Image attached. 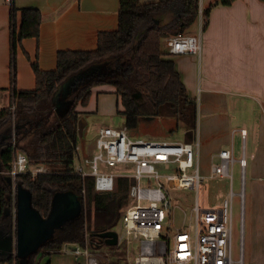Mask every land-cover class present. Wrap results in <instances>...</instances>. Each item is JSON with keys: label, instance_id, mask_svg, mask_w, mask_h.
Listing matches in <instances>:
<instances>
[{"label": "trees", "instance_id": "obj_1", "mask_svg": "<svg viewBox=\"0 0 264 264\" xmlns=\"http://www.w3.org/2000/svg\"><path fill=\"white\" fill-rule=\"evenodd\" d=\"M119 1L118 28L100 32L95 50L59 51L57 66L49 71L26 54L36 87L14 88L11 105L0 109V264H41L44 258V264H51L52 255L61 253L67 243L85 246L89 238L105 246L97 234L116 230L120 225L121 209L130 203L129 188L134 180L119 177L113 192L98 193L93 177L82 178L74 172L82 115L78 107L89 105L95 89H115L120 100L118 115L125 119L130 132L150 118L174 119L176 130L184 128L190 142L195 140L198 104L190 97L163 42L169 37L191 34L200 20V0ZM234 1L218 0L214 5L228 6ZM210 10H203L204 24ZM18 11L22 17L19 27ZM10 22L14 85L17 49L27 38L39 42L43 13L38 8L19 10L13 6ZM69 82L72 92L63 100V86ZM13 104L15 111L11 109ZM17 153L27 156L30 170L43 165L50 171L36 177L28 172L16 178V188L31 193L32 207L43 218L49 217L56 195L73 193L81 203L80 215L57 228L52 238L25 262L14 248L16 201L9 171Z\"/></svg>", "mask_w": 264, "mask_h": 264}, {"label": "crops", "instance_id": "obj_2", "mask_svg": "<svg viewBox=\"0 0 264 264\" xmlns=\"http://www.w3.org/2000/svg\"><path fill=\"white\" fill-rule=\"evenodd\" d=\"M157 1L142 0L143 3ZM217 1L200 0L202 10L211 8L205 26L203 20L201 23L199 20L193 30L197 31L191 33L199 34L202 28L200 57L185 54L168 58L175 62L190 97L198 104L195 140L200 143V163L202 160L210 171L212 164L220 161L221 150L233 149L235 157L240 154L242 158L245 154L246 188L241 205L245 264H264V1L236 0L228 6H216ZM13 6L19 10L38 8L43 13L39 42L27 38L17 49L14 85L11 68L13 25L10 22ZM119 8V0L0 2V109L11 105L14 88L32 90L36 87L31 61H38L41 69L49 71L56 68L59 51L95 50L100 32L118 28ZM21 22V11H18L17 27ZM163 45L166 49V40ZM97 89L109 96L99 97L95 110L93 93L89 105L80 112L89 113L88 116L98 121L102 128L110 124H101V120L118 118L120 100L112 86ZM80 121L87 124L83 117ZM92 150H95V142ZM81 154L91 156L93 152L86 154L83 149ZM219 187L218 192L223 193V186ZM46 261L44 258L41 264ZM51 264H87V261L82 256L61 252L52 255Z\"/></svg>", "mask_w": 264, "mask_h": 264}, {"label": "built area", "instance_id": "obj_3", "mask_svg": "<svg viewBox=\"0 0 264 264\" xmlns=\"http://www.w3.org/2000/svg\"><path fill=\"white\" fill-rule=\"evenodd\" d=\"M12 3L13 0H0ZM203 10L200 9V23ZM201 30L198 35H179L166 39V50L170 56L201 55ZM16 110L15 104L11 106ZM245 130H242L244 133ZM198 140L172 141L135 137L126 125L122 127L105 126L100 128L95 139V154L83 156L77 146L74 172L82 178L93 177L94 189L98 193H110L115 190L116 180L127 177L134 180L129 188L128 206L122 210L119 244L126 252L135 247L138 255L128 264H245L242 224L240 245L235 257L233 246L234 221L233 206L236 197L244 203L246 157L237 160L234 150H221L219 162L213 163L210 178L228 179L231 190L220 208L202 209L198 198L192 207L191 216L195 219V237L187 226V213L184 224L175 227V207L170 190H200L205 176L201 173L198 155ZM241 168V192L233 189L235 164ZM109 168H122V172L113 173L101 170V165ZM31 172L36 177L50 171L43 165L29 168V160L23 153L15 154L9 174L13 179V190L17 195L16 178L19 174ZM162 172H168L162 174ZM165 178L167 185L162 181ZM144 181L146 186H142ZM85 192V191H84ZM16 212V210H15ZM16 216V215H15ZM76 245L75 250L68 246ZM132 246V247H131ZM137 246V247H136ZM99 240H86V245L67 243L63 251L82 256L87 264H121L102 255ZM108 253V252H107ZM16 254V251H15ZM107 254H105L106 256ZM109 256V253H108ZM107 257V256H106Z\"/></svg>", "mask_w": 264, "mask_h": 264}, {"label": "rangeland", "instance_id": "obj_4", "mask_svg": "<svg viewBox=\"0 0 264 264\" xmlns=\"http://www.w3.org/2000/svg\"><path fill=\"white\" fill-rule=\"evenodd\" d=\"M205 26V24L203 23ZM195 30V29H194ZM197 31V30H196ZM195 31V32H196ZM192 31L191 33H193ZM194 32V33H195ZM193 35V34H190ZM198 35V34H196ZM197 56V55H196ZM200 56H197V58ZM116 94V93H115ZM102 95L109 96L106 93H99L98 89L94 92V96L92 101L94 104L92 105L93 108L97 107V100ZM117 96V95H116ZM91 101V103H92ZM119 101V100H118ZM120 106V101H119ZM79 110H83L84 107L79 106ZM81 118H85V122L80 123L79 126V133H78V145L82 149H86V154L89 152H93L95 154L96 150H92L93 142L99 133L100 130V123L94 120L92 117L88 116L89 113L81 112ZM113 118V119H112ZM112 118H108V120H101V124H110L114 127H122L125 125V119L122 116H115ZM111 120V121H109ZM177 122L174 119H162V118H150L144 121L137 130L131 131V135L135 137H142L146 139H156V140H172V141H190L187 137V133L185 132L184 128H179L176 130ZM170 130H174L173 133H170ZM85 147V148H84ZM92 154V155H93ZM241 155H236V159L240 160ZM102 171L107 172H122V168H109L107 165H101ZM208 172V173H207ZM168 172H162V174H167ZM201 173L205 176V179L201 183L200 190H170L171 196L173 197V205L175 209V227L180 228L184 224V214L187 213V226L190 227L191 218V210L192 207L196 205V201L198 198L200 207L202 209H213V208H220L223 204L224 199L228 197V194L231 190L230 182L228 180H219V178L212 179L210 178V171L205 168V164L203 165L201 160ZM207 173V174H206ZM241 168L240 164H235L234 169V181L232 189L236 194L241 192ZM162 181L165 185H167V181L165 178H162ZM142 186H146L144 181L141 182ZM219 186H223L224 192L219 193L218 189ZM219 187V188H218ZM247 187L249 188V177L247 179ZM245 188H246V180H245ZM245 193V190H244ZM128 206V205H127ZM127 206L121 209L124 210ZM233 221H234V238H233V246L235 248V257H238V249L240 245V228H241V202L240 197H236L233 206ZM120 231V226L116 229ZM190 231L195 237V219L193 218ZM111 246H103L102 248V255L104 258L110 259L114 262L120 259L121 264H128L129 262L133 261L134 258L138 255V250L135 247L130 248V253L126 252V248L124 246L117 247L116 249L112 250L109 249ZM137 247V246H136ZM105 248V249H104ZM109 256H108V253ZM105 254H107L105 256Z\"/></svg>", "mask_w": 264, "mask_h": 264}, {"label": "water", "instance_id": "obj_5", "mask_svg": "<svg viewBox=\"0 0 264 264\" xmlns=\"http://www.w3.org/2000/svg\"><path fill=\"white\" fill-rule=\"evenodd\" d=\"M71 83L63 86L62 99L71 94ZM61 105L58 102L57 108ZM81 203L73 193L56 195L53 201L52 211L48 218H43L40 213L32 207L31 193L22 187H18L16 195V227H15V251L16 254L26 261V257L35 252L40 246L51 239L57 228L66 221L79 216ZM105 241L107 246H118L119 233L117 230H110L97 234ZM75 250L76 245L68 246Z\"/></svg>", "mask_w": 264, "mask_h": 264}]
</instances>
